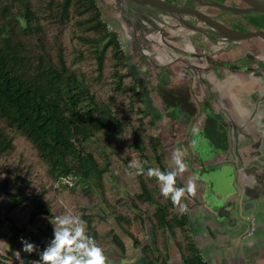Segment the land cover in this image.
Segmentation results:
<instances>
[{
	"label": "rangeland",
	"instance_id": "obj_1",
	"mask_svg": "<svg viewBox=\"0 0 264 264\" xmlns=\"http://www.w3.org/2000/svg\"><path fill=\"white\" fill-rule=\"evenodd\" d=\"M57 1L0 0V26L15 41L23 43L31 54L44 50L56 63L57 50H60L65 67L77 75L98 102L110 107L112 113L123 121V126L120 130L115 128L107 134L102 130L96 131L83 144H80L79 140L75 142L77 148L92 155L100 167L99 175H90L88 184L82 183L81 178H73L72 175L56 178L33 145L19 132L7 129L6 133L11 138L13 147L0 156V183L4 179L8 180V191L17 201L13 205L8 197L0 192V222L9 229H13L12 224L18 229L25 228L34 233L35 230L41 229L39 231L43 236L51 239L52 225L49 222L54 221L58 215L80 214L87 222V234L97 241L108 258L114 255L124 256V250L118 242L123 245L133 242L136 246L137 243L148 242L149 239L146 238L155 231L177 233L179 225L175 221L181 216L178 209L170 203L166 207V219L172 223L170 230L160 228L153 214L158 206L165 205L168 201L160 196L159 186L154 178H149L146 174L128 175L129 171H135L128 169V164L131 161L140 162L145 173L150 167H158L161 171L166 168L170 170L172 153L179 149L189 165L188 171L177 178L183 187H186L187 181L195 175L198 177L197 181H203L205 186L207 184L204 198H211L208 189L214 190L211 183L212 174L224 171L226 182L222 194L227 197L232 192L235 179V169L225 159L231 154L230 145L235 138L234 130L224 127L221 129L214 123L212 107L216 106V102L208 93H217L218 90L215 89L220 87L216 83L212 85L214 89L204 90V81L205 83L200 85L202 92L191 99L193 105L197 106V125L196 122L189 126L175 125L170 113L162 110L158 97L153 92L150 97L145 95L146 90L150 88L149 80H137L135 72L127 65V61H136L134 56L137 51H128L127 45L130 43L127 42L121 27L123 24L112 18L119 15L117 9L120 6H117L116 10L111 8L110 13L108 6L100 0L93 2L101 12L106 31L114 33L119 44L117 51L112 47L107 48L99 62L96 58V48L87 41L88 38L99 35L78 25V21H83L87 15L79 16L76 7L71 5L63 16L52 18L58 10L55 5ZM25 2L36 16L34 26L37 24L41 28L35 33L28 34L25 29L26 24L22 17V6ZM262 16L246 14L231 17L236 22L240 20V32H249L248 30L264 28L258 24V17ZM38 37L42 39V50L36 46ZM104 42L100 44L99 49H102ZM244 42L252 50H259L263 45L258 38H249ZM193 45L195 51L202 52L200 47ZM217 50L216 46L203 48L210 56L216 55ZM198 63L204 67L206 65L203 61ZM176 69L180 70L179 67ZM209 74L210 79L217 77L216 71ZM195 77L196 74L191 73V78ZM216 80L217 78L214 79L215 82ZM154 81L155 78L152 80L153 84ZM201 101L207 103H204L205 107H202ZM1 125L3 126L2 123ZM191 199L186 197L182 203L190 204ZM35 210L40 211L33 217ZM114 237H117L118 242ZM144 251L146 252L145 249ZM109 259L108 262L112 260Z\"/></svg>",
	"mask_w": 264,
	"mask_h": 264
},
{
	"label": "trees",
	"instance_id": "obj_2",
	"mask_svg": "<svg viewBox=\"0 0 264 264\" xmlns=\"http://www.w3.org/2000/svg\"><path fill=\"white\" fill-rule=\"evenodd\" d=\"M93 2L58 0L55 3L58 10L52 18L63 16L71 5L76 7L79 16L87 15L83 21H78V25L99 35L87 41L96 48V58L100 62L107 48L117 51L119 44L116 35L106 31L101 12ZM22 8L26 32L31 34L40 30L36 23L34 26L36 16L30 6L25 2ZM36 42L42 50V39L38 37ZM102 42L104 45L99 49ZM122 126L123 121L112 113L110 107L98 102L77 75L65 67L60 50H57L56 63L44 50L31 54L23 43L15 41L0 26V156L12 150L6 130H14L34 146L56 178L72 175L88 184L89 176L99 175L100 167L92 155L77 148L75 142L79 140L83 144L96 131L102 130L107 134L115 128L120 130ZM7 184L6 179L0 183V192L14 205L17 200L8 191ZM176 186L183 187L178 179ZM167 201V204L158 206L153 217L160 228L170 230L172 223L166 219V207L171 201ZM38 211L33 212V217ZM175 222L181 226L183 217ZM27 237L34 243L38 242L32 232ZM114 240L118 242L117 237ZM118 243L122 245V242ZM188 255L186 264H202L195 249H190Z\"/></svg>",
	"mask_w": 264,
	"mask_h": 264
},
{
	"label": "crops",
	"instance_id": "obj_3",
	"mask_svg": "<svg viewBox=\"0 0 264 264\" xmlns=\"http://www.w3.org/2000/svg\"><path fill=\"white\" fill-rule=\"evenodd\" d=\"M235 81H223L211 98L216 102L213 115L229 118L239 129L230 145L231 154L225 158L235 169L232 192L222 196L211 182L214 190L208 189L211 198L206 199L207 184L197 181L196 197H190L187 211L181 214L179 232L155 231L146 238L148 242L136 246L122 243L124 256L109 257V264H186L192 248L205 264H264V83ZM12 227L0 222V242H4L0 243V264H16L12 253L21 249L20 238L31 241L27 234L34 233ZM39 230L34 233L35 244L43 250L50 239ZM21 255L25 264L38 259L35 253Z\"/></svg>",
	"mask_w": 264,
	"mask_h": 264
},
{
	"label": "flooded vegetation",
	"instance_id": "obj_4",
	"mask_svg": "<svg viewBox=\"0 0 264 264\" xmlns=\"http://www.w3.org/2000/svg\"><path fill=\"white\" fill-rule=\"evenodd\" d=\"M100 1L108 6L110 13H112L111 8L116 10V7L120 6L117 9L119 15L112 18L123 24L121 27L124 30L127 42L130 43L129 46L127 45L128 51L130 53L137 51V55L134 56L136 61H127V65L133 69L137 80H149L150 88L146 90L145 95L150 97L154 93L160 101L162 110L170 113L175 125L181 126L184 124L189 126L194 122H196V125L198 124V120L195 119L199 118L196 116L197 106L195 105V108L191 99L200 91L202 92L200 85L205 82L206 87L204 90L206 88L211 89L213 83L219 86L228 79H234V81L238 79L243 82H249L251 79L254 82L264 83L263 42L259 50H252L244 44V41L226 42V40L217 38L214 32H209L211 31L210 28L191 16L177 17L170 15L155 7L146 5L145 2L136 3L132 0ZM162 1L175 6H194L195 9L212 17L214 21L236 31H239L240 20L236 22L233 17L228 15L227 11L223 12L215 6H211V4L217 2L228 7H247L237 0H207L210 5L203 1L200 2L201 6H195L197 3L187 0ZM263 16L262 18L258 17L260 18L258 24L262 26H264ZM196 27H200L203 33H199L195 29ZM257 30L264 31V28L261 27L253 31ZM193 44L200 47L202 52L195 51ZM214 46L219 50H217L216 55L210 56L203 51V48ZM254 51L257 53L255 54ZM258 54H261L260 58L257 57ZM200 61L206 63L205 67L198 63ZM176 67H179L181 71L177 70ZM211 71L217 72V77L214 76V79L217 78L216 82L209 77ZM191 73L196 74L195 79L191 78ZM153 78H155L154 84L152 82ZM150 80L152 85H150ZM142 90L144 91L145 88ZM215 90L217 91L218 87ZM208 94L211 98L215 95L211 92ZM204 103L206 102L201 101L202 107H205ZM206 108L209 107L206 106ZM213 120L216 126L221 129L223 127L226 129L232 128L235 134L234 140H236L239 129L234 128L229 118L224 120L223 115L221 117L214 115ZM225 121L226 123H222Z\"/></svg>",
	"mask_w": 264,
	"mask_h": 264
},
{
	"label": "clouds",
	"instance_id": "obj_5",
	"mask_svg": "<svg viewBox=\"0 0 264 264\" xmlns=\"http://www.w3.org/2000/svg\"><path fill=\"white\" fill-rule=\"evenodd\" d=\"M170 163V170L161 171L158 167H150L145 173L140 162L131 161L128 169L135 171L134 173L129 171L128 175L146 174L147 177L154 178L159 186L160 196L170 200L173 207L183 214L187 211V205L182 203V200L195 196L198 177L193 175L187 181L186 187H177V178L188 171L189 165L179 149L173 151ZM49 223L52 225V237L43 250H40L35 243L20 238L21 249L12 253L16 264H25L21 253L28 256L35 253L38 256L36 260L27 261L28 264H108V258L102 247L87 234V222L80 214L58 215Z\"/></svg>",
	"mask_w": 264,
	"mask_h": 264
},
{
	"label": "water",
	"instance_id": "obj_6",
	"mask_svg": "<svg viewBox=\"0 0 264 264\" xmlns=\"http://www.w3.org/2000/svg\"><path fill=\"white\" fill-rule=\"evenodd\" d=\"M133 2L140 3L145 2L146 5L155 7L167 14L174 15L177 17L186 15L191 16L197 19L199 22L206 25L207 28H210V33L215 34V36L219 39L226 40V42L230 41H245L249 38H258L264 43V31L263 30H257V31H250V32H240L236 30L230 29L228 26L219 23L217 21H214L212 17L205 15L200 10L195 9L194 6L187 5V6H178V5H172L169 3H166L162 0H132ZM190 2H195L197 5L195 6H201L200 2L205 1L208 5L210 3L207 2V0H187ZM245 4L247 7L244 8H234V7H228L225 4L222 3H212L211 6H215L222 10L223 12L227 11L228 15H243V14H262L264 15V1L262 0H237ZM199 33H203V30L200 27L195 28ZM261 55V54H258ZM264 60V58L262 59ZM212 181L217 184V187L220 190V194H222V190L224 189V183L226 182V173L224 171L218 172V174L215 177H212ZM224 211V208L221 209ZM222 216V215H220Z\"/></svg>",
	"mask_w": 264,
	"mask_h": 264
},
{
	"label": "built area",
	"instance_id": "obj_7",
	"mask_svg": "<svg viewBox=\"0 0 264 264\" xmlns=\"http://www.w3.org/2000/svg\"><path fill=\"white\" fill-rule=\"evenodd\" d=\"M202 264H205V263L202 262Z\"/></svg>",
	"mask_w": 264,
	"mask_h": 264
}]
</instances>
